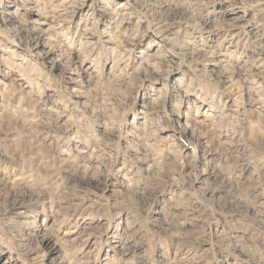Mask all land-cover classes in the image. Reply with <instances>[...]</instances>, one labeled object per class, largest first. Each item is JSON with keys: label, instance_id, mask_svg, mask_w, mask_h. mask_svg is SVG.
<instances>
[{"label": "rangeland", "instance_id": "1", "mask_svg": "<svg viewBox=\"0 0 264 264\" xmlns=\"http://www.w3.org/2000/svg\"><path fill=\"white\" fill-rule=\"evenodd\" d=\"M0 264H264V0H0Z\"/></svg>", "mask_w": 264, "mask_h": 264}, {"label": "clouds", "instance_id": "2", "mask_svg": "<svg viewBox=\"0 0 264 264\" xmlns=\"http://www.w3.org/2000/svg\"><path fill=\"white\" fill-rule=\"evenodd\" d=\"M24 227H27V226L25 224H23V223H19V224L14 226L13 231H17L18 232L19 229L24 228Z\"/></svg>", "mask_w": 264, "mask_h": 264}]
</instances>
